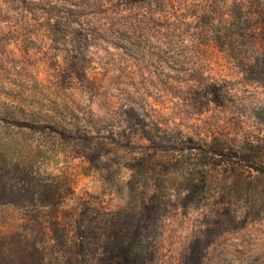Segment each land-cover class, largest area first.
Masks as SVG:
<instances>
[{"label": "rangeland", "instance_id": "1", "mask_svg": "<svg viewBox=\"0 0 264 264\" xmlns=\"http://www.w3.org/2000/svg\"><path fill=\"white\" fill-rule=\"evenodd\" d=\"M263 120L264 0H0V264H264Z\"/></svg>", "mask_w": 264, "mask_h": 264}, {"label": "trees", "instance_id": "2", "mask_svg": "<svg viewBox=\"0 0 264 264\" xmlns=\"http://www.w3.org/2000/svg\"><path fill=\"white\" fill-rule=\"evenodd\" d=\"M210 86L214 87V84L211 83ZM264 123V120L262 121ZM15 143L11 142V140L7 141V143H3L0 145V149L1 148H6V147H12Z\"/></svg>", "mask_w": 264, "mask_h": 264}]
</instances>
